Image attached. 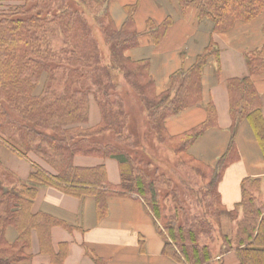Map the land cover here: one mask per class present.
I'll list each match as a JSON object with an SVG mask.
<instances>
[{
    "label": "trees",
    "instance_id": "trees-1",
    "mask_svg": "<svg viewBox=\"0 0 264 264\" xmlns=\"http://www.w3.org/2000/svg\"><path fill=\"white\" fill-rule=\"evenodd\" d=\"M113 1L22 0L0 11V146L20 157L35 154L51 169L37 167L27 182L7 185V178L14 175L0 158V264H29L34 232L41 251L49 249L51 229L60 222L33 212L41 187L79 199L93 197L100 215L106 212L108 195H136L163 223L164 252L172 250L186 264H212L223 247L226 252L236 251L240 264H264V201L258 197L259 180L243 182L242 201L229 213L232 221H238L235 235L228 236L218 227L225 211L219 184L235 156V137L244 121L253 126L264 155L262 102L254 83L250 78L229 82L231 144L215 168L197 162L189 151L215 126V106L209 104L206 122L182 135L170 136L165 124L201 101L203 69L210 58H218L215 43L210 42L187 72L171 77L168 91L158 94L150 60L127 56L139 46L138 4L125 8L127 19L118 28L109 11ZM175 2L182 14L195 9L200 20L213 24L215 33L228 32L236 23L264 14V0ZM172 23L171 17L159 26L148 21L145 33L159 45ZM100 39L107 48L106 58ZM247 64L252 76L264 75V46L247 56ZM59 69L63 77L57 90L53 85ZM114 70L122 73L147 114L150 134L146 137L151 135L157 147L171 151L183 171L190 170L197 180L195 187H185L139 152ZM92 97L101 121L84 128ZM77 156L117 159L121 184L108 186L104 167H76ZM9 228L18 233L13 242L7 239ZM63 259L62 255L54 262L61 264Z\"/></svg>",
    "mask_w": 264,
    "mask_h": 264
},
{
    "label": "crops",
    "instance_id": "crops-1",
    "mask_svg": "<svg viewBox=\"0 0 264 264\" xmlns=\"http://www.w3.org/2000/svg\"><path fill=\"white\" fill-rule=\"evenodd\" d=\"M0 1L12 6L22 2ZM136 4L135 23L141 36L139 46L130 50L127 56L134 61L150 60L151 76L158 94L168 91L171 77L182 70L187 72L210 42L216 45L218 58H210L202 72L201 101L178 116L167 119L165 124L170 136L182 135L206 122L209 104H213L215 126L196 141L189 154L197 162L215 168L232 140L231 80H252L262 102L264 122V75L252 76L247 64V56L264 46V14L251 22H238L228 32L215 33L213 24L200 20L195 9L183 14L177 10L175 0H115L109 11L118 28L127 19L125 8ZM169 17L173 19L172 26L160 44L155 45L150 34L145 33L147 22L153 21L159 26ZM100 121V109L99 115L90 109L88 123L83 127H95ZM0 158L20 181L29 179L32 171L24 162L14 161L7 148L0 146ZM74 165L82 169L104 167L107 185L115 188L121 184L120 163L112 158L77 156ZM181 173L184 186L195 187L197 180L190 170H181ZM245 180L260 181L258 197L264 201V155L249 121H244L238 129L235 156L219 184L225 211L218 227L228 236L235 235L237 231L238 221H232L229 213L242 201ZM106 207L105 214L100 215L98 203L93 197L79 199L53 188H39L33 212L49 215L60 223L51 229L49 249L46 251H41L38 235L33 233L29 264H57L54 260L62 255L61 264H186L172 250L164 252L167 241L164 227L142 199L136 195L113 193L108 195ZM17 234L14 228H9L8 241L13 242ZM225 249L222 248L223 252L216 256L212 264H240L237 252H226Z\"/></svg>",
    "mask_w": 264,
    "mask_h": 264
},
{
    "label": "rangeland",
    "instance_id": "rangeland-1",
    "mask_svg": "<svg viewBox=\"0 0 264 264\" xmlns=\"http://www.w3.org/2000/svg\"><path fill=\"white\" fill-rule=\"evenodd\" d=\"M1 3L3 5H1ZM20 3L22 2L20 1ZM12 7H13L12 5L0 1V11L10 10ZM100 41H101V47H102L101 49L104 54V58H106L105 54L107 53V48H105V44L103 40L100 39ZM55 74L57 76V82L53 86L57 90H59L62 87L60 84L61 82H59L63 77L62 69L55 71ZM113 77H114V82L118 85L119 95L125 101L127 111L129 114L131 133H133L136 136L137 141L139 142L138 144L139 152L142 155L143 153L146 154L148 159L155 166L160 167L161 170H163L167 175L174 177L178 181H182L181 180L182 169L178 163V159L176 158V156L167 149L157 147L158 144L155 138L150 137L151 135L148 136V138L146 137V135L150 134L147 114L143 109L136 93L125 81L120 71L114 70ZM93 98L94 97H92V101H91L92 104L90 106V109L93 111V113L97 112V114L99 115L97 101L95 100V98L94 99ZM97 119H99V117L96 118V120ZM10 156L12 157V159H14V161L24 162L23 164H27V166L31 171H33L37 167H42L46 170H51L50 167L43 160L39 159L35 154H29L28 157H20L19 155L10 151ZM113 160L118 161L117 159H113ZM5 168L9 172H11L15 177V178L14 177L7 178L8 179L7 185L8 184L12 185L16 183V180L18 182L19 178L10 170L11 168H9L8 166H6ZM27 181L25 180V182ZM161 225H163V223ZM35 239H37L36 236ZM217 248L218 247L215 246V249ZM36 250H37V245H36Z\"/></svg>",
    "mask_w": 264,
    "mask_h": 264
}]
</instances>
